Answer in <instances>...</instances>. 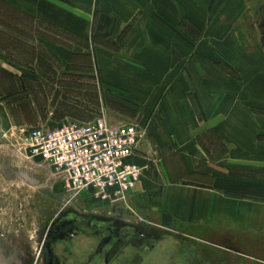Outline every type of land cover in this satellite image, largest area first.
Listing matches in <instances>:
<instances>
[{"label":"crops","instance_id":"obj_1","mask_svg":"<svg viewBox=\"0 0 264 264\" xmlns=\"http://www.w3.org/2000/svg\"><path fill=\"white\" fill-rule=\"evenodd\" d=\"M3 1L34 26L51 24L49 38L39 35L60 64L88 54L99 89L135 108L145 169L129 204L141 221L255 250L264 240V0ZM8 66L0 60V102ZM190 254L188 264H201L202 253Z\"/></svg>","mask_w":264,"mask_h":264},{"label":"rangeland","instance_id":"obj_2","mask_svg":"<svg viewBox=\"0 0 264 264\" xmlns=\"http://www.w3.org/2000/svg\"><path fill=\"white\" fill-rule=\"evenodd\" d=\"M257 14L264 38V3L257 7ZM36 25L29 14L0 0V60L12 64L2 68L0 246L9 252L23 250L26 258L35 257L50 218L66 201V190L48 166L21 153L22 135L37 125L90 121L100 116L115 123L136 122L143 136L146 133L128 100L99 89L91 56L77 52L67 64H60L46 46L47 41L40 37L49 38V31L54 28L44 20H38ZM66 69L72 72L67 73ZM21 129H24L22 135ZM88 208L140 221L130 207L122 204L97 199ZM170 236L174 244L182 242L187 258L190 253L208 252L219 263L264 264V240H259L255 250L250 251L243 247L227 250L196 239H178L173 231Z\"/></svg>","mask_w":264,"mask_h":264},{"label":"built area","instance_id":"obj_3","mask_svg":"<svg viewBox=\"0 0 264 264\" xmlns=\"http://www.w3.org/2000/svg\"><path fill=\"white\" fill-rule=\"evenodd\" d=\"M22 136L21 153L48 166L67 192L130 207L129 195L145 169L136 160L143 138L136 122L115 123L100 116L33 126Z\"/></svg>","mask_w":264,"mask_h":264},{"label":"flooded vegetation","instance_id":"obj_4","mask_svg":"<svg viewBox=\"0 0 264 264\" xmlns=\"http://www.w3.org/2000/svg\"><path fill=\"white\" fill-rule=\"evenodd\" d=\"M64 193L66 201L50 218L35 257L0 246V264H188L182 242L174 244L169 231L89 209L97 198L86 193Z\"/></svg>","mask_w":264,"mask_h":264},{"label":"trees","instance_id":"obj_5","mask_svg":"<svg viewBox=\"0 0 264 264\" xmlns=\"http://www.w3.org/2000/svg\"><path fill=\"white\" fill-rule=\"evenodd\" d=\"M193 258V256L191 255L190 257H188V261H191ZM199 263L201 264H216L213 261H211L206 255L202 254L201 258L199 259Z\"/></svg>","mask_w":264,"mask_h":264}]
</instances>
